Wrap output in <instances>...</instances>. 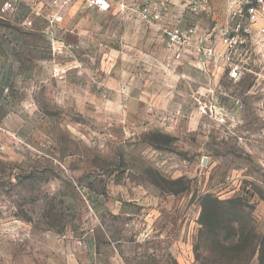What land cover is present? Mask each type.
<instances>
[{
  "label": "rangeland",
  "instance_id": "obj_1",
  "mask_svg": "<svg viewBox=\"0 0 264 264\" xmlns=\"http://www.w3.org/2000/svg\"><path fill=\"white\" fill-rule=\"evenodd\" d=\"M6 1L0 264H264V80L165 45L161 3Z\"/></svg>",
  "mask_w": 264,
  "mask_h": 264
},
{
  "label": "crops",
  "instance_id": "obj_2",
  "mask_svg": "<svg viewBox=\"0 0 264 264\" xmlns=\"http://www.w3.org/2000/svg\"><path fill=\"white\" fill-rule=\"evenodd\" d=\"M157 6L164 4L166 14L160 23L153 25L155 30L163 32L160 37L165 45L169 43L167 31L179 28L183 31L195 29L190 44L200 49L201 57L212 56L209 53L215 51L224 54L226 47L220 41L222 32L228 29L230 32L236 29L238 22L243 23V34L248 39L247 46L235 56L247 70V76L256 81L264 80V4L258 0H203L193 4L192 0H154ZM239 3V4H236ZM241 9L242 15L239 21L230 22V9ZM256 9L257 20H249V9ZM249 28V32L246 29ZM156 39V38H155ZM157 40V39H156ZM202 50V51H201Z\"/></svg>",
  "mask_w": 264,
  "mask_h": 264
},
{
  "label": "built area",
  "instance_id": "obj_3",
  "mask_svg": "<svg viewBox=\"0 0 264 264\" xmlns=\"http://www.w3.org/2000/svg\"><path fill=\"white\" fill-rule=\"evenodd\" d=\"M62 0H54V2H60ZM87 5L92 8H95L99 11L105 12L110 11L114 8L115 5L124 2L125 0H83ZM203 0H192L193 4H198ZM236 1V0H232ZM260 4H264V0H258ZM239 4V3H236ZM15 9V3L12 1H6L0 8V12L6 14L12 12ZM158 9V6L154 0H145L143 8L144 19L152 18V13ZM230 22L239 21L241 18L242 10H236L233 7L230 9ZM249 20L253 23L257 20V11L252 8L248 11ZM236 29L230 32L228 29L222 32L220 41L226 47V52L224 54H218L215 51H211L209 54L217 59V61H223L229 66V73L231 78L234 81H240L246 75V70L242 66L240 61L235 60V56L242 52L243 49L248 44L247 37L243 34V23L241 20L238 22ZM246 32H249V28L246 29ZM167 36L169 43L172 46L189 44L192 37L195 34V29L191 28L189 30L183 31L179 28H175L171 31H167Z\"/></svg>",
  "mask_w": 264,
  "mask_h": 264
},
{
  "label": "trees",
  "instance_id": "obj_4",
  "mask_svg": "<svg viewBox=\"0 0 264 264\" xmlns=\"http://www.w3.org/2000/svg\"><path fill=\"white\" fill-rule=\"evenodd\" d=\"M215 203H217V202H215Z\"/></svg>",
  "mask_w": 264,
  "mask_h": 264
}]
</instances>
